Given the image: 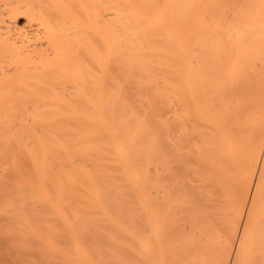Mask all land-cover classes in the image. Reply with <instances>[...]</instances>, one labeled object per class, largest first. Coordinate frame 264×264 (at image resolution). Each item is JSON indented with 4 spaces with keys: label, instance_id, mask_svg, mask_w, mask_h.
Segmentation results:
<instances>
[{
    "label": "bare ground",
    "instance_id": "obj_1",
    "mask_svg": "<svg viewBox=\"0 0 264 264\" xmlns=\"http://www.w3.org/2000/svg\"><path fill=\"white\" fill-rule=\"evenodd\" d=\"M0 264H264V0H0Z\"/></svg>",
    "mask_w": 264,
    "mask_h": 264
},
{
    "label": "rangeland",
    "instance_id": "obj_2",
    "mask_svg": "<svg viewBox=\"0 0 264 264\" xmlns=\"http://www.w3.org/2000/svg\"><path fill=\"white\" fill-rule=\"evenodd\" d=\"M22 21H24V20H22Z\"/></svg>",
    "mask_w": 264,
    "mask_h": 264
}]
</instances>
